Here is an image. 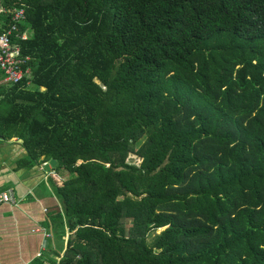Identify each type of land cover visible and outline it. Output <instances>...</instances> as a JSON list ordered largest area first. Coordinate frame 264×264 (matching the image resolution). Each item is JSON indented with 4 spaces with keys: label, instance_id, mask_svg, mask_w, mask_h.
Instances as JSON below:
<instances>
[{
    "label": "trees",
    "instance_id": "trees-1",
    "mask_svg": "<svg viewBox=\"0 0 264 264\" xmlns=\"http://www.w3.org/2000/svg\"><path fill=\"white\" fill-rule=\"evenodd\" d=\"M1 9L26 11L30 77L0 71V139L58 162L65 248L30 264H264V0Z\"/></svg>",
    "mask_w": 264,
    "mask_h": 264
},
{
    "label": "crops",
    "instance_id": "crops-1",
    "mask_svg": "<svg viewBox=\"0 0 264 264\" xmlns=\"http://www.w3.org/2000/svg\"><path fill=\"white\" fill-rule=\"evenodd\" d=\"M21 144L16 138L0 139V191L12 190L18 199L17 206L0 207V264H30L40 254L65 248L44 228L50 212L61 207L49 178L54 169L18 168L25 156Z\"/></svg>",
    "mask_w": 264,
    "mask_h": 264
},
{
    "label": "built area",
    "instance_id": "built-area-1",
    "mask_svg": "<svg viewBox=\"0 0 264 264\" xmlns=\"http://www.w3.org/2000/svg\"><path fill=\"white\" fill-rule=\"evenodd\" d=\"M25 22V9L0 10V71L4 75V83L7 85L21 83L25 78L30 77V69L24 68L28 59L21 57L19 43L29 38L27 32L21 33L20 30ZM4 205H18L14 191H0V207Z\"/></svg>",
    "mask_w": 264,
    "mask_h": 264
},
{
    "label": "rangeland",
    "instance_id": "rangeland-1",
    "mask_svg": "<svg viewBox=\"0 0 264 264\" xmlns=\"http://www.w3.org/2000/svg\"><path fill=\"white\" fill-rule=\"evenodd\" d=\"M142 142H144V140H142ZM141 162H142L141 157L138 156V155H135V154H130L129 157H128V159H127V163L132 164V165L139 166L141 164ZM66 177L69 178L70 177V174H68ZM160 232L161 231H158L156 234L158 235V234H160Z\"/></svg>",
    "mask_w": 264,
    "mask_h": 264
},
{
    "label": "water",
    "instance_id": "water-1",
    "mask_svg": "<svg viewBox=\"0 0 264 264\" xmlns=\"http://www.w3.org/2000/svg\"><path fill=\"white\" fill-rule=\"evenodd\" d=\"M21 142L23 141L21 140ZM57 165H58V162L55 159H52L47 165H45L44 169L50 172L51 170L56 168Z\"/></svg>",
    "mask_w": 264,
    "mask_h": 264
}]
</instances>
